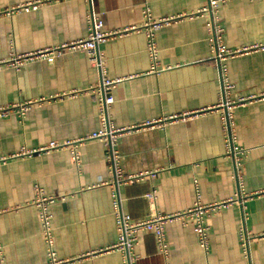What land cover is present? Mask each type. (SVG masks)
Returning a JSON list of instances; mask_svg holds the SVG:
<instances>
[{
  "label": "crops",
  "instance_id": "0c3cea01",
  "mask_svg": "<svg viewBox=\"0 0 264 264\" xmlns=\"http://www.w3.org/2000/svg\"><path fill=\"white\" fill-rule=\"evenodd\" d=\"M34 2L40 3L35 9L8 13ZM207 4L208 0H0V63L10 54L85 38L89 16L102 20L104 31H112L140 26L146 9L158 20L195 16ZM216 17L226 48L264 44V0H218ZM155 41L158 73L150 71L146 38L139 32L98 45L100 70L82 51L66 52L52 62H29L19 70L0 64V108L34 102L23 114L0 118L3 264L47 262L38 211L31 205L35 188L57 199L50 208L53 249L58 259L72 261L69 264H123L121 253L104 252L117 242L118 214L144 221L185 212L197 200L203 205L235 200L205 219L208 249L198 244L192 221H175L166 226L167 257L158 253L151 232L137 234L135 264H264V51L228 59L222 71L213 60L210 34L200 17L161 28ZM223 75L231 85L227 100L254 98L232 109L228 130L225 109L217 107ZM102 77L125 78L110 91L113 103L107 118L114 129L203 113L119 134L114 162L100 140L19 156L101 130L90 88ZM114 166L123 178L142 177L118 182Z\"/></svg>",
  "mask_w": 264,
  "mask_h": 264
},
{
  "label": "built area",
  "instance_id": "2783aa9c",
  "mask_svg": "<svg viewBox=\"0 0 264 264\" xmlns=\"http://www.w3.org/2000/svg\"><path fill=\"white\" fill-rule=\"evenodd\" d=\"M40 3H28L15 8H12L8 11V13H13L16 11L22 10H30L35 9ZM218 7V0H208V4L203 7L195 16H186V15H178L172 17L161 18L158 20L152 19L149 11L146 9L144 12V21L138 27H129L120 30H112V31H104L103 30V22L102 20L96 19L92 16L88 17V30L85 38L76 40L73 42H69L66 44H62L61 46L55 48H46L43 50H37L30 53L25 54H10L9 58L3 62L1 65L9 66L14 68L15 70H19L22 66L29 62H34L38 60H46L48 62H52L56 58L62 57L66 52H78L82 51L86 53L89 61L92 62L99 70L101 69V60L97 52V46L103 44L109 40L115 38L125 37L128 34L139 32L143 33L146 38V52L148 54L150 60V71L152 73H158V50L155 41V35L158 30L165 26H169L172 23L179 22L186 18L192 17H200L204 18L205 26L208 28V32L210 34V49L213 55V60L218 64V66L223 71L224 64L226 60L232 59L238 56L248 55L254 52H263L264 44L253 45L242 47L238 49H228L224 46L221 34L222 29L219 26L217 21L216 13ZM125 78L122 79H114L109 80L107 78L102 77L100 84L95 88H90V92L93 94L94 99L98 106V111L101 117L102 129L98 132L91 134L86 139L76 140L74 142H66L64 144H56L51 143L48 146L41 148L37 151H27L21 152L19 156L31 155V154H40V153H48L52 150H57L59 148H68V147H76L77 145L89 141V140H100L105 143V145L110 150V157L112 162L113 155V147L116 142V138L119 134L122 133H130L134 130H139L141 128H158L165 126V124H171L173 122L179 120H185L196 116L199 113H203V111L182 114V115H173L168 116L163 119L147 122L142 124L141 126H136L129 129H114L110 126L107 118V110L110 105L113 103V99L110 95V91L114 86L118 83L124 81ZM231 89V85L228 83L225 76H222V99L218 104V108L225 109V118H226V126L225 130H228L229 124L228 121L231 117L230 112L232 109L237 106L250 103L254 100V98H238L235 101H230L226 99V95L229 93ZM34 102H27L22 105L10 106L6 108H0V118H7L11 113L17 112L19 114H23L25 111L30 108ZM229 144V148L233 154L235 150L231 144V136H228L227 141ZM74 161L77 162V154L75 151L72 152ZM17 157V156H11ZM113 172L115 178L118 182L128 183L132 182L136 179L141 178L142 176L128 177L123 178V176L115 170V166L113 167ZM239 172H236V178H238ZM35 198L32 202V206H34L38 211L39 223L41 228V235L43 237L45 246H46V256L47 262L45 264H69L72 261H64L60 260L56 257V253L53 249L54 239L52 234V215L50 213L51 206L57 201L56 198L51 196H45L40 188H35ZM247 198V196H245ZM240 199V198H239ZM235 200H228L220 203H214L210 205H203L198 200L194 203L193 207L185 212L179 214L172 215H161L158 214L152 218H149L144 221H133L129 216L118 214L116 217V223L118 228V238L117 242L108 247L104 252H119L123 256V264H135L137 261V257L132 254V250L137 242V234L140 232H151L155 238V242L157 245L158 253L162 257H167L168 255V246L166 244V226L172 222L180 221L185 224L188 220L192 221L193 231L197 237L198 244L204 250L208 249V227L205 225V219L209 218L212 215H215L218 211L225 209L232 205ZM114 206H116V201H113ZM4 213L0 211V215ZM3 250L0 242V264H3Z\"/></svg>",
  "mask_w": 264,
  "mask_h": 264
}]
</instances>
